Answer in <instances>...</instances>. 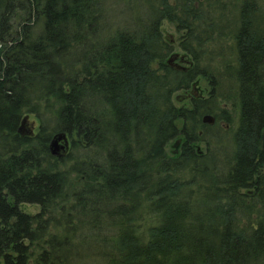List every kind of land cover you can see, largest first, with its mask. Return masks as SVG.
I'll list each match as a JSON object with an SVG mask.
<instances>
[{
    "label": "trees",
    "instance_id": "1",
    "mask_svg": "<svg viewBox=\"0 0 264 264\" xmlns=\"http://www.w3.org/2000/svg\"><path fill=\"white\" fill-rule=\"evenodd\" d=\"M127 7L132 30L112 32L104 0H0L2 264H264V3ZM163 21L183 33L188 68L165 63ZM221 72L239 108L218 162L202 122L213 95L173 97ZM25 115L32 137L18 132ZM57 133L71 139L64 158L49 150Z\"/></svg>",
    "mask_w": 264,
    "mask_h": 264
},
{
    "label": "rangeland",
    "instance_id": "2",
    "mask_svg": "<svg viewBox=\"0 0 264 264\" xmlns=\"http://www.w3.org/2000/svg\"><path fill=\"white\" fill-rule=\"evenodd\" d=\"M136 3V0H104V8L106 9V16L105 20L110 25L111 31L114 30H132L131 26L133 25V21L130 20V18L135 16V11L131 12L132 10H128L127 5H133ZM259 3H264V0H259ZM133 19V18H131ZM160 31L162 33V36L164 40L167 42L168 46L170 47V51L165 59V63L170 65L171 67H174L175 69H186L192 64L191 58L188 56L187 53H185L180 48V43L182 40L183 33H179L176 30V26L173 23H170L168 21H163L160 26ZM228 51H226L223 56L228 59ZM208 56V55H207ZM207 56H204L205 58ZM203 57V58H204ZM204 61V60H203ZM205 64V61H204ZM218 66V59L211 64L208 68L212 72L217 69ZM153 68L157 67V63L152 64ZM215 68V69H213ZM219 70V69H218ZM214 77L212 78L214 85L212 82H210L209 77L208 79L205 77H197V79L191 84L190 89L187 92H181L175 94L173 99L175 100L176 97H184L183 100L179 102H175L177 106H190L191 97L193 99H208L209 95H213L214 100L216 104L218 105L219 109L215 111V115H204L211 116L214 121L212 123H204L203 118L202 122L205 125L211 126V132H213L215 135L216 140H211V146H210V153H214V157L216 161H223L225 159V154H228L231 148V137L233 135V132L235 131L237 127V121H238V101L236 99V89L234 87V80L229 77H225L223 72L212 74ZM222 110H225V113L228 114L227 119L224 118V114L221 112ZM25 120V124L23 125L21 132V136L26 137H32L37 133V130L39 128V121L34 115H25L20 123L19 128L21 127L22 121ZM58 134V133H57ZM68 146L67 150L62 153V156L53 155L50 150V143H49V150L50 153L56 157V158H64L71 149V139L68 137L66 133ZM55 136V135H54ZM53 136V137H54ZM52 137V138H53ZM52 140V139H51ZM182 138L178 137L168 143L166 146V154L167 156H174L178 153V149L182 143ZM220 142V143H219ZM219 148H216V147ZM199 151L206 150V145L204 143L199 145ZM19 209L29 215H35L40 211V207L38 205L33 204H21L19 205ZM151 216H146L148 220L150 221ZM0 264H2V261L0 260Z\"/></svg>",
    "mask_w": 264,
    "mask_h": 264
},
{
    "label": "water",
    "instance_id": "3",
    "mask_svg": "<svg viewBox=\"0 0 264 264\" xmlns=\"http://www.w3.org/2000/svg\"><path fill=\"white\" fill-rule=\"evenodd\" d=\"M214 119L211 116H206L203 118V122L206 123H212ZM25 124V120L22 121L21 127L19 128V132H21V129L23 125ZM68 141L66 138V135L64 133H58L56 134L50 143V150L53 155L62 156V153H64L67 150Z\"/></svg>",
    "mask_w": 264,
    "mask_h": 264
}]
</instances>
